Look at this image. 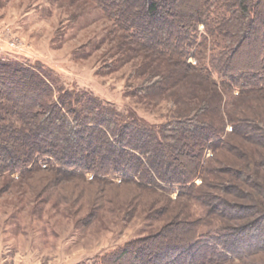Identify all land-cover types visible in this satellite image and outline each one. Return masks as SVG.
I'll return each instance as SVG.
<instances>
[{
	"label": "trees",
	"instance_id": "16d2710c",
	"mask_svg": "<svg viewBox=\"0 0 264 264\" xmlns=\"http://www.w3.org/2000/svg\"><path fill=\"white\" fill-rule=\"evenodd\" d=\"M89 1L138 48L191 69L218 93L264 96V0ZM177 76L149 74L136 93L164 94ZM219 108L208 98L151 126L57 86L38 67L0 59V178L90 174L91 183L164 196V185L175 186L176 200L201 201L217 222L205 236L202 219L176 223L174 238L134 240L95 264L134 256V264H264V122L240 111L228 116L226 134L224 123L207 119Z\"/></svg>",
	"mask_w": 264,
	"mask_h": 264
},
{
	"label": "rangeland",
	"instance_id": "374dc122",
	"mask_svg": "<svg viewBox=\"0 0 264 264\" xmlns=\"http://www.w3.org/2000/svg\"><path fill=\"white\" fill-rule=\"evenodd\" d=\"M0 59L38 67L57 86L87 92L151 126L208 98L220 108L207 119L224 123L226 134L228 116L240 111L264 122V96L218 93L191 69L138 48L89 0H0ZM165 73L178 78L164 94L136 93L149 74ZM211 157V151L205 154ZM41 163L44 170L47 163ZM90 177L40 171L0 178V264H95L134 240L159 232L174 238L176 223L202 219L204 236L217 225L206 218L201 201L176 200L175 186L164 185L167 198L161 190L159 195L130 184L91 183ZM143 246L138 250L146 254ZM134 259L106 264H134Z\"/></svg>",
	"mask_w": 264,
	"mask_h": 264
}]
</instances>
